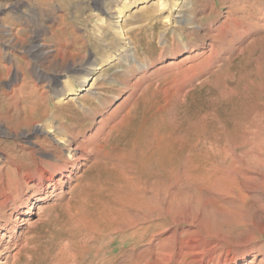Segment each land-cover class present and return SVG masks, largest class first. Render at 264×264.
<instances>
[{
	"label": "rangeland",
	"instance_id": "rangeland-1",
	"mask_svg": "<svg viewBox=\"0 0 264 264\" xmlns=\"http://www.w3.org/2000/svg\"><path fill=\"white\" fill-rule=\"evenodd\" d=\"M49 1L50 6L44 0H0V110L8 99L1 90L12 94L11 88L20 89L22 80L24 94L16 105L20 108L35 103L27 113L3 107L5 117L10 113L26 115L30 126L15 131L0 120V200L6 195L5 188L16 195L14 203L0 206V264H156L159 250L161 253L170 245L168 237L177 228L173 223L192 217L203 233L214 236L211 239L225 235L227 240L220 248L223 257L229 251L241 254L240 249L248 241L264 248V223H241L243 217L252 215L251 200L243 205L215 199L209 190L199 187L203 182L201 165L212 161L202 151L203 136L215 137L213 133L224 129V139L229 141L233 105L238 99L242 103L249 94V55L237 56L238 48L249 41L248 35L223 47L222 56L211 45L217 32H264V16L259 13L264 9V0ZM253 4L257 7L253 8ZM222 26L226 30L220 31ZM135 59L137 63H133ZM240 109L244 110L242 104ZM51 164L69 168L71 174L62 188L34 202L29 219L32 225L25 229L13 220L32 184L16 169L20 167L26 174L30 168L36 171L42 165L49 171ZM160 176L167 182L156 181L155 177ZM192 179L194 183L188 187ZM20 184L23 187L17 194L15 188ZM148 184L152 185L151 190ZM133 185L134 189L137 186L135 193L145 194L132 192ZM121 190H131L129 205L140 207L141 203L144 216L147 212L150 218L163 213L166 218L136 244L126 234H114L115 242L106 254L104 248L112 239L109 231L99 234L89 251L71 246L69 243L80 234L75 227L92 226V218L113 205L109 196L118 195ZM145 195L153 198L147 200ZM107 201L111 205H106ZM40 206L44 210L37 216ZM22 211L20 218H27L26 208ZM131 212L128 209L124 213L123 224L133 220ZM9 218L12 220L7 221ZM8 225L10 232L3 236ZM24 233L27 234L23 241L17 238ZM13 239L20 240L22 249L17 257L6 259L5 246ZM61 250L65 254L61 255ZM54 252L59 254L56 262ZM261 256H250L247 264H258ZM190 260L191 257L187 259Z\"/></svg>",
	"mask_w": 264,
	"mask_h": 264
},
{
	"label": "bare ground",
	"instance_id": "bare-ground-1",
	"mask_svg": "<svg viewBox=\"0 0 264 264\" xmlns=\"http://www.w3.org/2000/svg\"><path fill=\"white\" fill-rule=\"evenodd\" d=\"M44 1L47 3V6H50V1L49 0H44ZM243 3H244V1H243ZM235 4H237V3H235ZM255 5L253 6V8L254 7H257ZM244 6H245V4H244ZM246 6H247V4H246ZM161 7L164 8L165 7L164 4H161ZM238 7H237V9H238ZM240 7H243V6L241 5ZM247 9L249 10V8H247ZM263 10H259V13L260 14L262 13V16H264V11ZM246 11H244V12H246ZM242 12H243V10H242ZM251 14H253V13H251ZM262 18H260V19H262ZM240 25H241V23H240ZM222 30H226V28L224 29L223 26H222V28H221L220 31H222ZM230 30L231 29H229V32H230ZM216 35L217 36L214 37V44L215 45L214 44L211 45V48L213 49V47L215 46L216 52H219L218 54L221 55V56H222V49H223V47H225V46H232V44L234 43L233 41L237 37H238V40H239V38L241 40V38H245L248 35L247 37H249V41L246 42V44L244 45L243 48H241V49L238 48L239 49V53L237 52L238 53L237 56H239L240 53H241V55H243L245 53H248V55H249V58L247 60L248 61L247 65H248V75H249V79L248 80H249V82H248V85H247L248 86V89H246V90L249 91V94L248 95L246 94V96H245L244 100L242 101V103L241 102L238 103L237 101H239V99L238 100L235 99V101L236 100L237 101H236V104L233 105L234 106L233 107L234 109L231 110V111H233V113L230 114V115H233L232 118H231V123L229 122L231 124V127H230L231 129H230L229 132L227 131L229 141H225V139H224L225 136H226L225 135L226 133L223 132L224 129L221 130V131H219L220 129H218L217 134L216 133H213V134H215L214 135L215 137H211L210 136V138H205V136L202 135L204 137V139L202 141V151L205 152L209 157H211L212 158V161L210 162V161H207L206 160L207 163H204V166L201 165L202 166V172L200 174H202V179L201 180H203V182L201 183V186H199V187L200 188L203 187L202 189L205 188V190H209L208 192H210V194H212L215 197V199H222V200H226V201L229 200L232 203H237L238 202V203H242L243 205H247V201L248 200H251L252 209L250 210V213L253 216L252 215L251 216L250 215H247L246 217H243L241 223H242V225H248L249 222H252L251 223V225H252V224H254L256 222H259L262 225V223H264V32H244V31L243 32H235V31L232 32V30H231V35H229L228 32H217ZM38 48H39V46H38ZM236 49H237V47H236ZM129 50H131V49H129ZM230 61H233V60L230 59ZM137 62H138L137 59H135L133 61V63H137ZM2 77H3V75H2ZM21 82L25 84V82H23V80ZM24 84L21 85V88L20 89L11 88V91L10 92H12V94L7 93L4 89L1 90L2 91V94L4 96H7L8 97V99H6L7 101L5 102V105H4V106L7 107V109H12V107H14L15 108V112H17V111H20V112L24 111L25 113H27L28 110H30V109H34V104L35 103L34 104H31V105L23 104V107H20V108H19L18 105H16V102H17L18 98L19 97L21 98V94H24V93H22V90L24 88ZM19 86H20V84H19ZM233 91H234L233 93L235 94L234 97L237 98L238 96H237L236 90L234 89ZM37 92H39V91H37ZM25 96L28 97V95H25ZM39 96H41V94H39ZM45 96H47V95H45ZM1 98H2V96H1ZM38 99H40V98H38ZM43 100H45V98ZM61 102H62V100H61ZM240 104H242L244 106V110L243 111H241V109H240ZM4 106H2V109L0 110V120L3 119V121H5V123L7 125H9V128L17 131L18 128L20 129V128L24 127V126H30L29 124H30L31 121H28V118H27L26 115H21L20 116V115H15V113H12V114L10 113V114H7L6 115L7 117H5L4 116V111L5 110L3 109ZM44 109H45V107H44ZM230 115L227 114V116H230ZM34 121L32 120V122H34ZM222 121H224V120H222ZM47 125L48 124H46L45 126H47ZM221 125H223V123ZM221 125H219V126H221ZM227 125H229V124H227ZM216 130H217V128H216ZM199 140H200V138H199ZM90 141H91V139H90ZM58 144H56V145H58ZM53 146H54V144H53ZM77 147H78V144H77ZM83 147H86V146L84 145ZM58 148H60V147H58ZM79 149H82V148L80 147ZM2 154H5V152H2ZM201 156H203V155H201ZM188 167H186V170H187ZM191 167H193V165ZM191 167H189V168H191ZM200 167H199V169H200ZM68 169L69 168H66L64 166L61 167V168H59L57 165L54 164V165H52V170H49V171L47 170L46 171V167L40 165V166L37 167L36 171H34V170H32L30 168L27 171V173L25 174V173L22 172V169L20 167H17V169H16L17 174L19 176L23 177V179H25L27 181V183L32 184V188H31L30 193H28L26 195L27 196L26 199H23V201L21 202V205H20V207L18 209L19 214L16 215V217H15V219L13 221L15 223H17V224L20 223L21 226H24L25 229L28 228V227H30L32 225V222L29 220L30 219V216H32L31 215V212H30L31 209H32V207H33L32 205H34V202L40 200L41 198L42 199L45 198L49 192H55L58 189V187H61L62 188L64 186V180H66L70 176V174H71L70 170H68ZM70 169H71V167H70ZM195 170H196V168H195ZM198 170H196V171H198ZM187 172L185 173L186 175H187ZM190 173H189V178H190ZM198 174H197V178L199 176ZM184 177L186 179V176H184ZM117 178H119V177H117ZM155 178H156V181L157 180L159 181L161 179L163 182H167L164 179L165 177L164 178H161V176H160L159 179H157V177H155ZM129 179L132 180V178H129ZM166 179H168V178L166 177ZM194 179H196V178H194ZM122 180H123V178H122ZM150 180L152 181V183H155V182H153V179H150ZM189 180L187 178V183H188ZM114 181H116V179ZM141 181H143V180H141ZM170 181H171V179H170ZM172 181H174V180H172ZM191 181H192L191 182V185L189 184L188 187L192 186V184L194 183L193 182V179ZM133 182L134 181L132 180V183ZM139 182L140 181L138 179V183ZM145 182H147V181H145ZM118 183H120V182H118ZM118 183H116V184L119 185ZM125 183H127V184L130 185V183H128L127 181ZM132 183H131V185H132ZM143 183L144 182H142L141 184L143 185ZM173 183L174 182H172V184ZM177 183H178V181L176 182V184ZM179 183H181V182L179 181ZM199 183H200V181H199ZM127 184H124V185L126 186ZM181 184H183V183H181ZM121 185L122 184H120V186ZM135 185H137V184L135 183ZM135 185H133V189H134V186ZM148 185H147V187H148ZM162 185L158 186L159 187V190H161L160 188H162ZM197 185H198V182H197ZM20 186H22V184L17 185V188H15V191H17L16 192L17 194L19 192L18 189H19ZM128 186H126V187H128ZM139 186H140V184H139ZM150 186H152V185H149V187ZM168 186H169V184H168ZM142 187H144V185ZM158 187H156L157 190H158ZM172 187H173V185H172ZM106 188H108V187L106 186ZM110 188L112 189L113 187H110ZM136 188H137V186H136ZM163 188H165V186H163ZM130 189L132 190V187L131 186H130ZM135 189L132 190V192H134ZM143 189H141V191ZM151 189H152V187H150L148 190H151ZM153 189H155V188H153ZM168 189H169V187H168ZM179 189H181V188H179ZM179 189H176V190H179ZM109 190L110 189H108V191ZM131 190L129 192L128 191L126 192V190L125 191L121 190L120 191L121 194L119 193L117 195V193H115V196H113L114 194L113 195H110L109 196L110 198L108 199V201H110V203L113 204V205L115 204V202L117 204H115L114 207H112L113 205L111 207L110 206L109 207L107 206V209L105 211H102L100 213H97V215L95 216V218H92V219H94V221H93V224L95 223L94 225L92 224V226H90V225L84 224V226L82 225L83 227L77 225L75 228H76V230H78L80 232V234L78 233V235H76V237L74 238V241L75 242H72V243H69V244L70 245L72 244L71 246H73V247L74 246H76V248L77 247L78 248L79 247H82V248L86 249L85 251H89L91 249V246L93 245L92 243L95 242L97 238H99L98 237L99 234H103L104 232L109 231V233H110L109 234L110 239H111V236H112V239L107 244V249H106V247L104 248V253L106 254L107 253V250H108V252L111 251L110 246H112L113 245L112 243L115 242V239L113 238V235L114 234H118V233H122L124 235L126 234L125 235L126 238H128L129 240H132L135 244L141 242L142 240H145V236L150 233L151 229L152 228L154 229V227H158L159 226V223H157V222L159 220H161V219L163 220L164 218H166V216L163 213H159V216H154L153 215L152 218H150V217L147 216V213L148 212L145 213L146 215L144 216L143 210L141 209V208H143V206L141 207V205H140L141 204L140 203L141 201H139V200H138V204L140 203L139 204L140 207H138L137 205H134V206L133 205H129L130 204L129 195H130ZM114 191H115V189H114ZM114 191H112V192H114ZM118 191L116 189V192H118ZM171 191H173V190H171ZM5 192H6L5 193L6 195H4L3 192H2V194L4 196V199L3 200H0V206H5L9 202H13V203L15 202V198H16L15 196L16 195H14L12 191L8 192L7 188H5ZM137 193H138V195H141L143 193V191H142V193L141 192L139 193V191L138 192L136 191L135 194H137ZM143 194H145V193H143ZM34 195H36L37 197H35ZM147 195H148V193H147ZM147 195H145V197H147ZM163 195L165 196L164 193L162 194V196ZM135 196H137V195H135ZM155 196H154V200L153 201H156L155 200ZM98 197H100V196H98ZM133 197L134 196H132L131 199ZM151 197H150V199H151ZM157 197H158V195L156 196V198ZM158 198H160V197H158ZM146 199L148 200L149 198L147 197ZM102 200H104V199H102ZM140 200H141V198H140ZM99 201H101V200H99ZM99 201H96V202L101 203ZM108 201L106 202V205L108 204ZM135 201L137 203V200L136 199H135ZM153 201L151 200V202H153ZM146 203L148 204V201L147 202L145 201L144 204H146ZM225 203L226 202H224V204ZM103 204H105V201H104ZM111 204H108V205H111ZM93 206H95V204ZM96 206H97V204H96ZM151 206H152V204H151ZM99 207H101V206H99ZM149 207H150V204H149ZM23 208H26V210H27L25 216L27 215V213H28V215H27V218H25V217L23 218L22 217V219H21L20 218L21 217L20 215L24 212V211H22ZM43 208H44V206L43 207H41V206L39 207L38 212H37V216H39V214H40L39 211L42 210ZM98 209L99 208L97 207V210ZM103 209H104V207H103ZM128 209L132 210L131 213H132L133 220H132V218H130V220H132V221L129 222V217L130 216L128 217V215H131V214H128L126 218H127V220H128L129 223H126L127 222L126 221L123 224V222L121 220H122V218L125 219L124 213H126L128 211ZM146 209H148V207ZM45 210H47V209H45ZM168 211H169V209H168ZM77 212H79V211L77 210ZM71 213H72V210H71ZM71 213H69L68 215H71ZM257 213L259 215L258 217H257ZM70 217H72V216H70ZM76 217L78 218V215H76L75 218ZM91 217H92V215H91ZM79 218H81V217H79ZM79 218L77 220L81 221ZM88 219H90V218H88ZM11 220H12V218H9V220H7V221H11ZM79 221L78 222L76 221V222L79 224ZM85 221H86V219H85ZM121 222H122V224H119ZM86 223H88V222H86ZM186 223H188V225H184ZM197 223L199 225V222L197 220H195L194 217L187 218V219H184V220H177V221H175L173 223V225H177V228H173L172 229V233H171L172 236L169 234L171 237H168L169 240H167V242H169L168 245L169 244L170 245L166 247L167 250L165 248H163V251L161 253H159L160 250H159V252L156 251V253L157 252L159 253V254L157 253V255L159 257L156 258V261L157 262H155V263L156 264H247V262H248L247 260L250 258V256H255L256 257V256H258V255L261 254L262 255L261 256L262 259L260 260V262L258 264H264V248L257 247L256 245H253L254 244L253 241H248V242L244 243V246L242 247V249H240L242 251V252H240L241 254L237 255V254H235L236 252L234 254H232L231 251H229V252H227L224 255L225 257H223L222 254L220 253V250H221L220 248L222 246L223 241L227 240V238H224L225 235L223 237V235L219 234L216 238L211 239V237H214V236H211L210 233H206V234L203 233V231L201 229H199V227H197ZM90 224H91V222H90ZM179 225L181 227L178 228ZM185 227H188V228L185 229ZM10 228L11 227L8 225V227L4 229L3 236H5V233H7L10 230ZM26 234L27 233L20 234L17 238H19L20 240L23 241V238L25 237ZM156 235H157V233H156ZM183 235H186V238H183ZM74 236H75V234H74ZM20 240L13 239V240H8L7 241V245L5 246V252L7 253V258L6 259H8V258H12L13 259V258H15V257H17L19 255V253H20V251L22 249V247L20 245L21 243L19 244ZM250 240H251V238H250ZM24 243H26V242H24ZM65 244L66 243H64V245ZM97 244H101V243H97ZM160 244H161V242H160ZM151 246H154V245H151ZM162 246H163V244H162ZM65 247H63V248L65 249ZM101 248H102V246H101ZM84 249H81V250H84ZM149 250H151V249H149ZM154 250H156V249L154 248ZM54 251H56V250L54 249ZM57 251H59V250L57 249ZM61 252H63L61 254V255H63V254H65L66 251H62L61 250ZM56 253L54 252V254H56ZM68 253H67V256L70 254V253L69 254ZM96 253H98V252H96ZM93 255H95V254H93ZM58 256H59V254L57 253V256L54 257L53 262H56L57 261V259L59 258ZM189 257H191V260L190 261H187V259ZM51 258H53V257H51ZM72 258H74L73 255H72ZM252 262L253 261H250L249 264H254V262L253 263ZM87 263H89V262L87 261ZM96 263H94V264H96ZM99 263L102 264L103 262H99ZM2 264H6V262H4V263L2 262ZM74 264H75V262H74ZM91 264H93V263H91ZM106 264H108V263H106ZM117 264H119V263H117Z\"/></svg>",
	"mask_w": 264,
	"mask_h": 264
}]
</instances>
